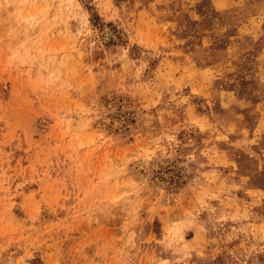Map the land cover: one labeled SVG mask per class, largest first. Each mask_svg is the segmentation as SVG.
Instances as JSON below:
<instances>
[{"label":"rangeland","instance_id":"obj_1","mask_svg":"<svg viewBox=\"0 0 264 264\" xmlns=\"http://www.w3.org/2000/svg\"><path fill=\"white\" fill-rule=\"evenodd\" d=\"M0 264H264V0H0Z\"/></svg>","mask_w":264,"mask_h":264}]
</instances>
